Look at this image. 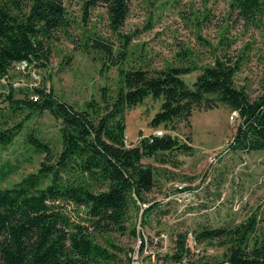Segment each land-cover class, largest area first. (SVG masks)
Returning a JSON list of instances; mask_svg holds the SVG:
<instances>
[{"label":"trees","instance_id":"obj_1","mask_svg":"<svg viewBox=\"0 0 264 264\" xmlns=\"http://www.w3.org/2000/svg\"><path fill=\"white\" fill-rule=\"evenodd\" d=\"M227 1L230 11L246 23L264 27V0ZM129 2L83 0L84 18L92 8L104 5L111 30L118 31L128 17ZM71 25L66 0H0V151L24 133L35 114L47 110L61 121L60 149L35 128L26 130L25 144L43 155L40 166L0 187V264H117L122 248L114 234L137 235L130 222L132 211L142 209L145 224L159 205L148 194L158 184L160 165L144 159L163 164L177 152L192 153V146L171 130L180 121L191 128L196 109L223 104L236 110L240 122L230 148L264 150V78L262 93L252 99L235 80L241 58H231L227 49L202 67L183 49L182 63L129 68L123 66L129 35L123 36L118 51L107 39L88 36L81 45L100 51L106 68L117 66L119 82L114 88L101 86L99 97L83 107L59 97L50 85L51 75L47 79L42 71L49 68L53 44ZM71 59L68 56L66 62ZM21 62L40 71L42 78L14 88L12 71ZM197 70L192 83L185 79ZM149 97L161 99L149 126H163L166 132L140 135L138 144H128L125 114ZM187 137L191 139L190 134ZM12 171L4 168L2 177ZM201 243L224 248L222 256L196 259L193 247ZM134 251L127 264H133ZM165 259L168 264H264V205L233 225L178 232L173 252Z\"/></svg>","mask_w":264,"mask_h":264},{"label":"rangeland","instance_id":"obj_2","mask_svg":"<svg viewBox=\"0 0 264 264\" xmlns=\"http://www.w3.org/2000/svg\"><path fill=\"white\" fill-rule=\"evenodd\" d=\"M66 6L71 28L53 44L49 68L42 72L47 79L51 75L49 82L55 93L77 107H83L94 96L98 98L101 86L114 88L119 82L117 66L106 68L100 51L81 45L88 36L96 35L111 42L115 51L121 47L123 36L129 35L128 55L123 62L129 68L145 65L152 69L182 63L185 60L179 52L183 49L202 67L213 62L215 53L222 54L227 49L231 58H241L236 83L245 86L252 99L262 93L264 27L246 23L237 12L232 13L227 0H130L128 17L118 31L111 30L104 5L92 8L88 19L84 18L83 0H66ZM68 56H72L70 63L66 62ZM12 73L22 84L32 81L27 70ZM199 73L197 70L184 77L192 83ZM41 78L38 71V80ZM160 105L161 99L149 97L126 112V134L131 144L139 143L140 132L143 136L158 130L166 132L163 126H149ZM232 112L223 104L194 110L191 128L180 121L177 129L171 130L192 146V153L177 152L173 160L163 164L153 158L144 159L161 166L158 184L148 194L159 205L145 224L142 209L132 211L130 222L136 225L137 235L130 231L114 234L115 242L122 248L117 264H127L134 249L137 264H168L165 256L173 252L178 232L193 231L202 225H233L264 205V150L244 152L230 148L240 122L239 118L231 119ZM31 127L39 136L52 140L57 149L61 148V121L47 110L35 114L24 133L8 149L0 151V187L10 186L38 170L43 155L24 141L26 130ZM4 168L13 171L2 177ZM193 249L196 259L221 257L224 251L207 243Z\"/></svg>","mask_w":264,"mask_h":264},{"label":"built area","instance_id":"obj_3","mask_svg":"<svg viewBox=\"0 0 264 264\" xmlns=\"http://www.w3.org/2000/svg\"><path fill=\"white\" fill-rule=\"evenodd\" d=\"M15 69L17 70V71H24V70H27V72L28 73H30V76H31V78H32V81L30 82L31 84L32 83H36V82H38V81H40V80H38V71L35 69V68H33V67H31L30 65H28L27 63H18V64H16L15 65ZM3 81L5 82L6 81V79H3ZM23 84H22V82H21V80L20 79H18V78H16V80H14V82H13V87L14 88H18V87H20V86H22ZM35 100L38 98V96L37 95H33L32 96ZM239 117V115H238V112L235 110V111H233L232 112V115H231V119L232 120H235V119H237ZM155 133L156 134H158V135H161V134H163V131L162 130H158V131H155ZM126 142L128 143V144H130V142H129V140H128V136H126ZM214 157V159L217 161V159H216V155H214L213 156ZM164 237V234H161L160 235V237ZM143 240L141 239V242H142ZM161 241V240H160ZM145 248V247H144ZM137 255V250H135L134 251V254H133V264H137V262L135 263V260H134V258H136L135 256ZM225 264V263H224Z\"/></svg>","mask_w":264,"mask_h":264},{"label":"water","instance_id":"obj_4","mask_svg":"<svg viewBox=\"0 0 264 264\" xmlns=\"http://www.w3.org/2000/svg\"><path fill=\"white\" fill-rule=\"evenodd\" d=\"M140 135H142V132H140ZM176 138H178V137L176 136Z\"/></svg>","mask_w":264,"mask_h":264}]
</instances>
